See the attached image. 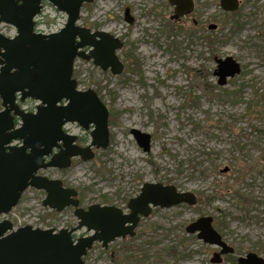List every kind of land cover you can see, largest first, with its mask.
Segmentation results:
<instances>
[{"label": "rangeland", "instance_id": "obj_1", "mask_svg": "<svg viewBox=\"0 0 264 264\" xmlns=\"http://www.w3.org/2000/svg\"><path fill=\"white\" fill-rule=\"evenodd\" d=\"M239 1L230 12L220 0H195L181 22L171 18L168 0L83 4L78 24L124 42L117 53L125 68L118 75L92 60L77 58L74 65L78 88L94 89L109 109L110 143L92 147L91 160L75 157L68 168L39 174L76 188L84 208L112 205L129 212V200L147 182L172 184L198 197L195 205L155 207L141 218L134 236L117 238L106 248L96 242L84 257L87 263L215 264L210 260L218 247L185 231L207 215L235 247V258L249 252L264 257V0ZM126 8L132 23L125 20ZM67 17L51 4L37 25L58 31ZM0 31L16 32L5 23ZM228 56L241 71L219 85L217 59ZM38 104L29 98L22 107L34 111ZM64 128L82 146L90 144L93 125L84 129L69 122ZM132 128L151 135L148 152ZM45 197L43 190L28 188L1 219L16 227L77 225L73 207L58 212L43 205ZM82 233L84 228L77 235ZM220 264L234 263L226 258Z\"/></svg>", "mask_w": 264, "mask_h": 264}, {"label": "water", "instance_id": "obj_2", "mask_svg": "<svg viewBox=\"0 0 264 264\" xmlns=\"http://www.w3.org/2000/svg\"><path fill=\"white\" fill-rule=\"evenodd\" d=\"M41 1L0 0V23L17 29L13 38L0 33V217L18 204L25 190L35 188L46 193L44 206L58 212L73 207L78 223L56 232L54 228L32 225L16 228L9 219H0V264H89L84 257L96 242L106 248L117 238L134 236L140 219L149 216L153 208L195 205L198 198L172 184L147 182L139 195L129 200L128 213L112 205L91 204L84 208L76 188L39 174L47 168H68L75 157L91 160L92 147L106 148L110 143L109 109L94 89L78 88L73 76L76 59L92 60L114 75L125 68L117 54L123 47L120 38L78 24L83 4L94 0H48L68 16L63 28L48 34L34 31L33 19L40 14ZM168 3L174 7V20L192 13L195 7L194 0ZM220 5L232 12L240 1L220 0ZM125 20L134 21L129 8L125 10ZM217 63L214 75L219 85H225L227 78L241 71L240 63L231 56L217 59ZM29 98L39 101L34 112L25 111L18 103ZM69 122L84 129L93 125L89 145L79 146L77 135L64 130ZM131 133L148 152L151 135L135 128ZM55 148L60 150L54 152ZM213 222L211 215L200 216L185 231L220 248L210 260L220 263L222 255L234 253V248L223 240ZM83 228L90 234L74 239V233ZM239 264H264V259L249 253L239 258Z\"/></svg>", "mask_w": 264, "mask_h": 264}, {"label": "flooded vegetation", "instance_id": "obj_3", "mask_svg": "<svg viewBox=\"0 0 264 264\" xmlns=\"http://www.w3.org/2000/svg\"><path fill=\"white\" fill-rule=\"evenodd\" d=\"M194 3H196L195 2V0H194ZM51 6V4H50V2L48 1V0H42L41 1V3H40V6H41V9H40V14L38 15V16H36L33 20H34V26H35V29H36V25L38 24V21H39V17H40V15L46 10V8H47V6ZM195 8V7H194ZM126 10V9H125ZM129 10H130V8H129ZM173 10H174V7H173ZM130 15L132 16V14H131V12H130ZM189 15V14H188ZM133 17V16H132ZM183 17H185V16H183ZM182 17V18H183ZM172 18V17H171ZM182 18H179V19H177L176 21L177 22H181V20H182ZM38 26V25H37ZM42 30V29H41ZM92 30V29H91ZM44 31V30H43ZM95 31V30H94ZM123 42V41H122ZM123 45H124V42H123ZM85 50L86 51H88L89 50V48H85ZM118 54V53H117ZM122 60V59H121ZM123 61V60H122ZM124 62V61H123ZM124 66H125V63H124ZM64 130L66 131V132H68V133H70L69 131H67L65 128H64ZM77 144L79 145V146H82L80 143H79V141H78V136H77ZM82 147H84V146H82ZM60 149L59 148H57V149H54V152H56V151H59ZM72 163H73V160H72ZM67 186V185H66ZM78 197H79V195H78ZM154 209V208H153ZM153 211V210H152ZM213 225H214V223H213ZM223 236V235H222ZM223 240H224V238H223ZM228 245H230L226 240H224ZM231 247H233L234 248V253H231V254H224V255H222V261L220 262V263H222L226 258H229V259H231V260H233V263L235 264V263H237V264H239V258L240 257H247V255L249 254V253H255V252H249V253H247V254H245V255H238V257L237 258H235L234 257V255L236 254V249H235V247L234 246H232V245H230ZM220 250V248H218V250H216V251H219ZM215 251V252H216ZM255 254H257V253H255ZM259 257H262L261 255H259V254H257ZM213 257V256H212ZM263 259H264V257H262ZM212 263V262H211ZM220 263H215V264H220Z\"/></svg>", "mask_w": 264, "mask_h": 264}, {"label": "trees", "instance_id": "obj_4", "mask_svg": "<svg viewBox=\"0 0 264 264\" xmlns=\"http://www.w3.org/2000/svg\"><path fill=\"white\" fill-rule=\"evenodd\" d=\"M128 57H129V58H131L132 56H131V55H129Z\"/></svg>", "mask_w": 264, "mask_h": 264}]
</instances>
